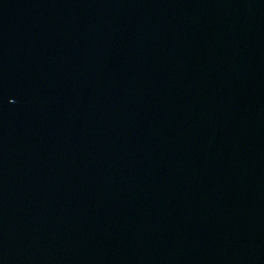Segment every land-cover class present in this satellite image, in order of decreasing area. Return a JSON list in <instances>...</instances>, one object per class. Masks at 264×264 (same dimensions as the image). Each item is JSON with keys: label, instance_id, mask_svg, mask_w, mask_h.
Returning a JSON list of instances; mask_svg holds the SVG:
<instances>
[{"label": "water", "instance_id": "1", "mask_svg": "<svg viewBox=\"0 0 264 264\" xmlns=\"http://www.w3.org/2000/svg\"><path fill=\"white\" fill-rule=\"evenodd\" d=\"M0 264H264V0H0Z\"/></svg>", "mask_w": 264, "mask_h": 264}]
</instances>
